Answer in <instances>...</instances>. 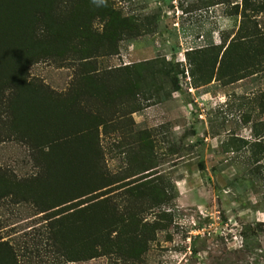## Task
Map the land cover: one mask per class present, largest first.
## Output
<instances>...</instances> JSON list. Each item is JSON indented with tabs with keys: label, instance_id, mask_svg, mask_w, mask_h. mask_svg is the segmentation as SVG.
<instances>
[{
	"label": "rangeland",
	"instance_id": "rangeland-1",
	"mask_svg": "<svg viewBox=\"0 0 264 264\" xmlns=\"http://www.w3.org/2000/svg\"><path fill=\"white\" fill-rule=\"evenodd\" d=\"M110 2L122 16L144 24L145 32L119 41L117 54L97 59L98 69L154 58L179 63L173 71L177 72V90H172L167 77H160L156 80L157 96L144 100L138 95L134 103L127 100L140 107L131 113V126L150 135L154 153L150 167L164 178L162 185L169 199L167 205L145 212L144 220L157 219L160 210L171 218L164 229L155 232V239L136 264H264V150L255 161L256 148L251 146L255 140L252 125L264 119L256 104L264 91V63L255 73L233 83L212 79L198 85L189 75L185 56L191 49L220 45L224 39L229 42L241 18L233 14L232 5L240 1ZM255 18L264 29V11ZM93 27L100 29L101 25L94 21ZM76 70L71 62L43 59L29 67L28 79L63 94L68 93ZM0 107L4 113L5 104ZM1 119L0 133L7 134L6 115ZM115 135L99 136L103 169L110 174L127 164L119 146L123 139ZM43 153L16 134L0 141L4 188L0 241L11 247L15 264H128L106 256L65 261L55 251L52 230L66 212L79 210L86 203L72 201L73 210L67 211L38 206L42 201H37L31 189L38 187L39 178L47 177ZM130 174L124 183L138 182L143 172ZM122 184L114 183L107 194L119 203ZM105 189L94 193L98 196Z\"/></svg>",
	"mask_w": 264,
	"mask_h": 264
},
{
	"label": "trees",
	"instance_id": "trees-1",
	"mask_svg": "<svg viewBox=\"0 0 264 264\" xmlns=\"http://www.w3.org/2000/svg\"><path fill=\"white\" fill-rule=\"evenodd\" d=\"M239 1L232 8L241 18L229 42L224 39L220 45L185 53L189 75L198 85L212 79L230 84L263 66L264 29L255 15L264 11V0ZM94 21L100 29L93 27ZM144 32V24L122 16L110 0H0V106L5 104L0 123L6 115L9 130L0 133V141L16 134L44 152L47 177L39 178L38 187L31 189L42 201L41 209L67 211L74 202L86 203L66 212L51 232L52 245L65 261L106 256L136 264L155 232L171 220L160 209L157 219L144 220L145 212L167 205L169 199L164 178L150 167L154 154L150 135L131 126V113L140 107L127 100L157 96L160 77H167L172 90H177L173 71L179 63L154 58L104 70L97 67L98 58L118 53L119 41ZM43 59L77 66L68 93H56L28 79L29 67ZM257 100L262 114L264 91ZM252 130L257 161L264 150V119L254 122ZM113 134L123 139L119 146L127 164L110 174L103 169L99 136ZM130 172L143 174L130 185L123 182ZM116 182L123 183L120 203L107 195ZM104 188L98 196L94 193ZM3 191L0 180V195ZM0 264H15L4 241H0Z\"/></svg>",
	"mask_w": 264,
	"mask_h": 264
}]
</instances>
